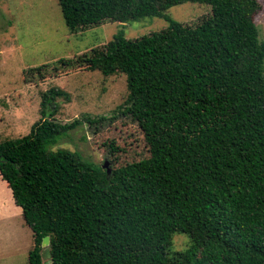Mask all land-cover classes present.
Segmentation results:
<instances>
[{"label":"trees","instance_id":"16d2710c","mask_svg":"<svg viewBox=\"0 0 264 264\" xmlns=\"http://www.w3.org/2000/svg\"><path fill=\"white\" fill-rule=\"evenodd\" d=\"M57 1L72 33L150 17L169 25L136 39L120 30L58 63L124 75L112 117L60 124L56 99L67 94L52 87L29 133L0 142V178L32 235L27 263L42 264L47 247L52 264H264V0ZM187 2L211 14L195 26L165 16ZM116 118L141 132L139 158L126 161L115 140L104 144L108 168L53 150L77 125L95 135ZM175 234L185 249L172 250Z\"/></svg>","mask_w":264,"mask_h":264},{"label":"rangeland","instance_id":"374dc122","mask_svg":"<svg viewBox=\"0 0 264 264\" xmlns=\"http://www.w3.org/2000/svg\"><path fill=\"white\" fill-rule=\"evenodd\" d=\"M210 14L209 5L187 2L171 7L165 16L195 26ZM168 25L164 17H150L124 24L104 22L72 33L64 22L57 0H0V142L29 133L32 124L41 117V93L52 87L67 94V97L56 99L58 123L82 121L85 115L112 117L126 96L125 76L105 78L76 63L71 68L58 63L75 59L107 43L120 30L127 39H136ZM257 28L259 40L264 42V15ZM42 65H48L42 74L27 73ZM124 122L116 118L95 135L86 123H81L58 138L53 150L76 151L84 159L102 166L108 155V146L104 144L115 140L116 146L127 151L123 154L126 161L131 159L132 153L139 158L142 134L135 124ZM14 208L11 194L0 179V264H28L32 235L20 209ZM188 241L186 235L175 234L172 250L185 249ZM41 258L42 264H52L47 247L41 251Z\"/></svg>","mask_w":264,"mask_h":264},{"label":"water","instance_id":"95a60500","mask_svg":"<svg viewBox=\"0 0 264 264\" xmlns=\"http://www.w3.org/2000/svg\"><path fill=\"white\" fill-rule=\"evenodd\" d=\"M103 167H104V168H108L107 161L104 162ZM108 171H109V170H108ZM49 243H50V238H49V236H46V237L43 238V240H42V244H41V245H42V246H48Z\"/></svg>","mask_w":264,"mask_h":264},{"label":"crops","instance_id":"0c3cea01","mask_svg":"<svg viewBox=\"0 0 264 264\" xmlns=\"http://www.w3.org/2000/svg\"><path fill=\"white\" fill-rule=\"evenodd\" d=\"M1 179V178H0ZM3 181V180H2ZM6 184V183H5ZM6 186H7V184H6ZM7 188H8V186H7ZM8 190H9V192H10V194H11V190L8 188ZM11 197H12V194H11ZM12 199H13V197H12ZM14 201V200H13ZM14 206H15V208L14 209H17V208H19V207H17L16 205H15V202H14ZM17 207V208H16ZM20 209V208H19ZM20 211H21V209H20ZM32 237V236H31Z\"/></svg>","mask_w":264,"mask_h":264}]
</instances>
